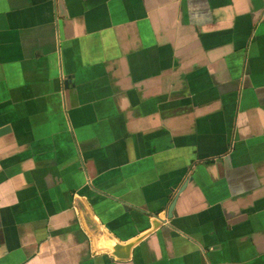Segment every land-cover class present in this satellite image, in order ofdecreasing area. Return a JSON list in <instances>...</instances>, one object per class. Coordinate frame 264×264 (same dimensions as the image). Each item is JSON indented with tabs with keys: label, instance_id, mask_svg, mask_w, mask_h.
<instances>
[{
	"label": "crops",
	"instance_id": "0c3cea01",
	"mask_svg": "<svg viewBox=\"0 0 264 264\" xmlns=\"http://www.w3.org/2000/svg\"><path fill=\"white\" fill-rule=\"evenodd\" d=\"M2 126L0 264H264V0H0Z\"/></svg>",
	"mask_w": 264,
	"mask_h": 264
},
{
	"label": "water",
	"instance_id": "95a60500",
	"mask_svg": "<svg viewBox=\"0 0 264 264\" xmlns=\"http://www.w3.org/2000/svg\"><path fill=\"white\" fill-rule=\"evenodd\" d=\"M10 131L9 126H2L0 127V136L6 134ZM184 187V184L183 186ZM175 199L171 202L168 208V217L172 215V208L174 206ZM78 207V211L80 214V218L82 223L91 236L94 244V248L96 250H108L111 255L115 256L116 258L125 259L128 258L129 252L131 247L139 241L142 236L137 237L130 242L122 243L118 241L113 235H111L108 231H106L99 222L94 218L88 208L81 202L79 199L76 202ZM161 221L156 218L152 221V228H156L157 226L161 225Z\"/></svg>",
	"mask_w": 264,
	"mask_h": 264
}]
</instances>
